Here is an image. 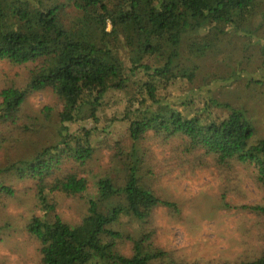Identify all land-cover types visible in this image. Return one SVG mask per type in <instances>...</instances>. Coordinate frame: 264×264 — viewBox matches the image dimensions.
<instances>
[{"label": "trees", "instance_id": "obj_1", "mask_svg": "<svg viewBox=\"0 0 264 264\" xmlns=\"http://www.w3.org/2000/svg\"><path fill=\"white\" fill-rule=\"evenodd\" d=\"M262 19L264 0H0V61L30 65L24 86L0 85V146L25 145L0 165V202L18 190L3 177L23 182L39 210L22 228L36 245V264H152L162 258L154 212L177 213V203L151 190L142 164H148L147 174L153 165L161 173L207 169L224 185L244 166L264 189V139H253L246 110L223 99L221 87L214 91L213 80L191 86L194 60L219 36L253 37ZM185 32L198 35L186 45L188 64L180 52ZM180 81L189 88L175 90ZM43 90L62 101L59 138L22 139L31 120L23 105ZM118 122L123 135L112 129ZM103 139L121 178L100 174L86 214L69 224L56 212L59 198H76L89 188L95 170L90 160ZM150 145L161 153L156 162ZM238 208L264 214L262 205ZM122 216L140 228L125 233L118 226ZM229 264H264V244L251 260Z\"/></svg>", "mask_w": 264, "mask_h": 264}, {"label": "rangeland", "instance_id": "obj_2", "mask_svg": "<svg viewBox=\"0 0 264 264\" xmlns=\"http://www.w3.org/2000/svg\"><path fill=\"white\" fill-rule=\"evenodd\" d=\"M262 21L263 24L254 31L253 37L233 32L219 36L205 54L194 60L198 70L191 84L196 87L204 80L215 81L214 91L221 87L223 99L246 110L255 129L254 140L264 139V66L261 63L264 59V20ZM197 36L190 32L182 34L180 52L185 64H188L186 45ZM28 67L30 65L0 61V85L13 82L18 87L24 86L29 76ZM186 86L189 88L190 85L180 81L175 90L187 89ZM23 108L31 120L26 123L27 134L22 139L58 140L63 104L54 91L32 93L27 97ZM86 113L84 109L81 117ZM81 120L69 123V129L74 130L83 122ZM112 129L123 135L125 127L118 122ZM104 141L105 139L96 143L90 160L95 170L90 177L89 188L76 198H59L56 212L69 224L79 223L86 214L88 200L95 195L94 183L100 174L107 172L121 178L119 165L108 161ZM150 146L153 162H156L161 153L157 146ZM24 148L25 145L20 143L15 149L0 146V165L17 157ZM147 165L142 164L140 171L145 183L156 195L176 202L178 208L177 213H171L165 208H157L154 212L155 244L163 249L164 256L152 260V264H229L238 260H251L257 256L264 244V214L238 207L243 204L264 206V189L256 185L252 172L246 167L239 166L232 183L225 182L228 185H224L221 176L207 169L175 168L169 173H161L160 167L153 165L152 172L147 174ZM2 181L14 184L18 190L15 197L0 202V264H36V245L22 228L27 217L39 213V210L34 208L33 202L25 195L22 181L11 177H3ZM226 203L231 207H226ZM118 226L125 233H135L140 228V223L132 217L122 216ZM124 250L126 253L130 252L127 244L124 245Z\"/></svg>", "mask_w": 264, "mask_h": 264}]
</instances>
